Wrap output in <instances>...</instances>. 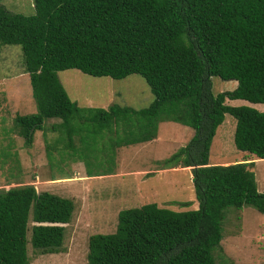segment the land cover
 Instances as JSON below:
<instances>
[{"label":"trees","instance_id":"trees-1","mask_svg":"<svg viewBox=\"0 0 264 264\" xmlns=\"http://www.w3.org/2000/svg\"><path fill=\"white\" fill-rule=\"evenodd\" d=\"M31 7L25 16L0 4V46L19 47L34 106L12 119L25 146L44 121L56 119L48 126L56 138L45 145L46 159L60 144L58 155L80 162L84 176L93 178L113 174L115 148L155 138L158 123L192 131L156 165L188 169L196 208L146 203L117 211L110 234L87 237L85 264H214L230 211L247 206L264 215V192L255 190L253 175L254 164L264 160V111L224 104L264 105V0H31ZM66 70L113 80L138 75L152 100L138 110L78 107L56 78ZM210 77L235 86L212 95ZM224 115L234 122L231 144L241 156L209 164ZM72 210L70 200L29 184L0 188V264H28L27 242L40 255L60 252Z\"/></svg>","mask_w":264,"mask_h":264},{"label":"rangeland","instance_id":"rangeland-1","mask_svg":"<svg viewBox=\"0 0 264 264\" xmlns=\"http://www.w3.org/2000/svg\"><path fill=\"white\" fill-rule=\"evenodd\" d=\"M0 4L12 13L25 16L33 13L31 0H0ZM29 52L33 57L37 56V52ZM21 61L17 45L0 46V188L29 184L36 192H49L70 200L73 205L70 219L63 226L60 252L40 255L32 251L27 242L28 264H85L87 237L110 234L114 229L115 215L121 209L146 203L172 211L196 208L187 169H159L156 165L184 146L191 137L192 131L185 126L163 122L157 126L154 141L115 148L113 174L93 178L84 176L80 162L71 163L58 155L60 144L56 149L49 148L51 160L46 159L45 145H51L56 138V133L48 126L56 123V119L44 121L43 129L33 131L30 144L25 146L22 138L12 130L15 115L34 112L27 72ZM56 78L67 98L78 107L106 109L117 105L138 110L152 100L147 86L135 74L113 80L66 70L57 72ZM209 82L212 95L233 88V82L216 77H210ZM224 104L264 111L263 104L242 100H225ZM233 125L232 118L224 115L210 142L209 162L226 165L241 156L231 144ZM73 144L77 145L75 139ZM100 156L101 153L91 155L88 160ZM93 166L91 164L90 168ZM253 175L257 185L264 188V162L254 164ZM188 200L191 204L186 207L170 204ZM239 214L230 211L226 216L219 252L213 254L214 264H223V261L228 264H264V215L247 206L242 207ZM31 224H26V240Z\"/></svg>","mask_w":264,"mask_h":264},{"label":"crops","instance_id":"crops-1","mask_svg":"<svg viewBox=\"0 0 264 264\" xmlns=\"http://www.w3.org/2000/svg\"><path fill=\"white\" fill-rule=\"evenodd\" d=\"M228 82H233L232 84H233V88H234V86H235V82L234 81H228ZM232 88V89H233ZM224 103H225V101H224ZM161 123H163V122H161ZM158 125H160V123H158L157 124V126ZM179 125V124H178ZM157 129V128H156ZM155 134H156V132H155ZM156 137V136H155ZM154 139L155 138H153V139H151V140H149V141H154ZM146 142H148V141H146ZM141 143H144V142H141ZM138 144V143H137ZM140 144V143H139ZM134 145H136V144H134ZM129 146V145H128ZM209 162V161H208ZM259 162H264V160H259V161H257V163H259ZM209 164H220V163H212V162H209ZM222 165V164H221ZM187 169V168H186ZM187 174H188V169H187V172H186ZM189 175V174H188ZM255 188H256V190H257V192H263L264 190H262V189H264V188H260L258 185H257V183H256V181H255Z\"/></svg>","mask_w":264,"mask_h":264},{"label":"clouds","instance_id":"clouds-1","mask_svg":"<svg viewBox=\"0 0 264 264\" xmlns=\"http://www.w3.org/2000/svg\"><path fill=\"white\" fill-rule=\"evenodd\" d=\"M255 190H256V188H255ZM257 191V190H256ZM260 193H262V192H260Z\"/></svg>","mask_w":264,"mask_h":264}]
</instances>
